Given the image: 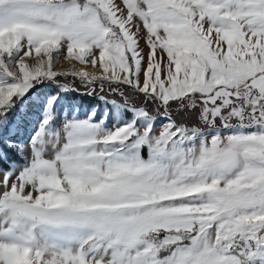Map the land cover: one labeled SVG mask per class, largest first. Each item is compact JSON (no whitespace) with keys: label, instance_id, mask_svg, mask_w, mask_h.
Returning <instances> with one entry per match:
<instances>
[{"label":"snow or ice","instance_id":"1","mask_svg":"<svg viewBox=\"0 0 264 264\" xmlns=\"http://www.w3.org/2000/svg\"><path fill=\"white\" fill-rule=\"evenodd\" d=\"M0 264H264V0H0Z\"/></svg>","mask_w":264,"mask_h":264},{"label":"rangeland","instance_id":"2","mask_svg":"<svg viewBox=\"0 0 264 264\" xmlns=\"http://www.w3.org/2000/svg\"><path fill=\"white\" fill-rule=\"evenodd\" d=\"M70 65V63H66V62H62V65H61V69H67V65ZM68 102L71 104V103H77V104H80L81 108H86L90 105H95V104H99L100 107H103V104L102 102H99L97 100H93L92 98H89V97H82L80 95H75L74 93L71 94L69 97H68Z\"/></svg>","mask_w":264,"mask_h":264},{"label":"bare ground","instance_id":"3","mask_svg":"<svg viewBox=\"0 0 264 264\" xmlns=\"http://www.w3.org/2000/svg\"><path fill=\"white\" fill-rule=\"evenodd\" d=\"M66 63H68V62H66ZM70 66H71V65L68 64L66 68L68 69V68H70Z\"/></svg>","mask_w":264,"mask_h":264},{"label":"trees","instance_id":"4","mask_svg":"<svg viewBox=\"0 0 264 264\" xmlns=\"http://www.w3.org/2000/svg\"><path fill=\"white\" fill-rule=\"evenodd\" d=\"M75 95H79V94H76V93H74Z\"/></svg>","mask_w":264,"mask_h":264}]
</instances>
